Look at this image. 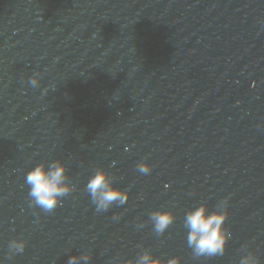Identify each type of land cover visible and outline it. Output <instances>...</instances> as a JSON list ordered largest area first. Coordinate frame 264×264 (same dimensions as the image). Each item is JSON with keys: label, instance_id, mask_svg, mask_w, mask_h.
Instances as JSON below:
<instances>
[{"label": "water", "instance_id": "1", "mask_svg": "<svg viewBox=\"0 0 264 264\" xmlns=\"http://www.w3.org/2000/svg\"><path fill=\"white\" fill-rule=\"evenodd\" d=\"M54 159L75 190L45 213L25 178ZM98 168L124 205L96 211L85 186ZM226 197L225 252L195 256L187 211ZM155 209L175 216L163 235ZM146 250L264 264V0H0V264L84 252L126 264Z\"/></svg>", "mask_w": 264, "mask_h": 264}, {"label": "clouds", "instance_id": "2", "mask_svg": "<svg viewBox=\"0 0 264 264\" xmlns=\"http://www.w3.org/2000/svg\"><path fill=\"white\" fill-rule=\"evenodd\" d=\"M40 82L39 73L30 78V85L38 87ZM47 91V88L44 89ZM142 174L151 171V166L142 160L136 165ZM25 183L28 185V196L31 204L42 209L45 213H51L62 203V197L67 196L75 190V185L69 182L67 167L59 159L51 162L39 163L28 171ZM85 190L89 193L96 211L109 210L114 203L124 205L129 199V192L113 186V181L103 168H98L89 178ZM228 198H224L217 205L216 210L209 211L206 203H201L187 211L184 226L187 229V244L195 256L223 255L226 243L231 239V233L225 229V221L228 217ZM113 216V219H118ZM153 231L157 235H163L173 224L174 214L169 210L155 209L150 213ZM138 227H143L139 224ZM23 239H12L8 248L10 253H22L26 247ZM92 259L91 253L73 254L68 258L67 264H89ZM126 264H180V257L173 256L168 260L154 258L150 251H143L135 260H129ZM240 264H258L253 256L248 255L241 258Z\"/></svg>", "mask_w": 264, "mask_h": 264}]
</instances>
